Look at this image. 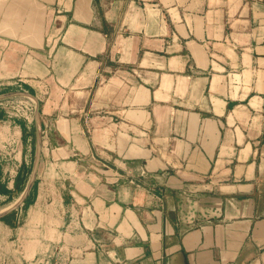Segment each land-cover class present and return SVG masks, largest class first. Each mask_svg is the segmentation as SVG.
<instances>
[{"label": "crops", "instance_id": "crops-1", "mask_svg": "<svg viewBox=\"0 0 264 264\" xmlns=\"http://www.w3.org/2000/svg\"><path fill=\"white\" fill-rule=\"evenodd\" d=\"M14 98L0 264H264V0H0Z\"/></svg>", "mask_w": 264, "mask_h": 264}, {"label": "built area", "instance_id": "built-area-1", "mask_svg": "<svg viewBox=\"0 0 264 264\" xmlns=\"http://www.w3.org/2000/svg\"><path fill=\"white\" fill-rule=\"evenodd\" d=\"M0 107L6 112L7 117L13 120L22 119L30 121L35 113V103L26 98H14L0 102ZM14 124L0 123V164H12L18 153L22 140L18 129ZM18 165L13 164L8 172L9 178H13Z\"/></svg>", "mask_w": 264, "mask_h": 264}]
</instances>
